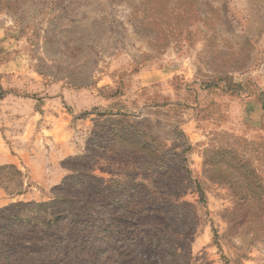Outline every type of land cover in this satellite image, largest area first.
Instances as JSON below:
<instances>
[{
  "label": "rangeland",
  "instance_id": "374dc122",
  "mask_svg": "<svg viewBox=\"0 0 264 264\" xmlns=\"http://www.w3.org/2000/svg\"><path fill=\"white\" fill-rule=\"evenodd\" d=\"M0 71V264H264V0H0Z\"/></svg>",
  "mask_w": 264,
  "mask_h": 264
},
{
  "label": "crops",
  "instance_id": "0c3cea01",
  "mask_svg": "<svg viewBox=\"0 0 264 264\" xmlns=\"http://www.w3.org/2000/svg\"><path fill=\"white\" fill-rule=\"evenodd\" d=\"M2 73V71H0V87L2 88L3 86L2 85H4V82H6L7 80L4 78V75H2L1 74ZM18 75H19V73H17L16 74V76H17V78H18ZM8 86H10V85H8ZM13 86H15V87H19L18 85H16V84H13ZM3 89V88H2ZM19 118H16V121H17V123H19ZM42 130H45L46 132H50L49 130H51V129H47L46 127H43V129ZM54 129H52V131H53ZM21 131H17V132H14V134H17V136H20V133ZM22 132H23V134H26V131H23L22 130ZM44 135V134H43ZM38 136H36V138H37ZM3 138H4V132L3 133H1L0 132V141H2L3 140ZM45 142H47V143H49L50 144V138H48V140H45ZM52 145V144H51ZM40 147H42L41 149H40ZM54 144H53V146L52 147H50V149H49V152L48 151H44V149H46V147L44 146V145H42V146H38V148H37V151L39 152V153H37V155L38 156H42L43 154H48V160H49V158H53V157H55V154L53 153V149H54ZM20 156V155H19Z\"/></svg>",
  "mask_w": 264,
  "mask_h": 264
}]
</instances>
